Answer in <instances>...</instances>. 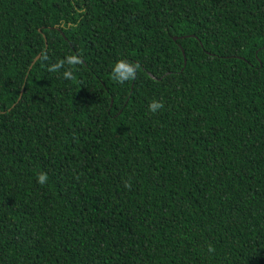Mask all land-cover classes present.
<instances>
[{"label": "trees", "instance_id": "1", "mask_svg": "<svg viewBox=\"0 0 264 264\" xmlns=\"http://www.w3.org/2000/svg\"><path fill=\"white\" fill-rule=\"evenodd\" d=\"M0 264H264V0H0Z\"/></svg>", "mask_w": 264, "mask_h": 264}, {"label": "clouds", "instance_id": "2", "mask_svg": "<svg viewBox=\"0 0 264 264\" xmlns=\"http://www.w3.org/2000/svg\"><path fill=\"white\" fill-rule=\"evenodd\" d=\"M80 63L79 57L77 55H67L63 60H57L55 63L49 65V71L58 72L61 68H63V72L61 75L65 79H72L73 72L71 67ZM68 65L69 67H64ZM137 66L127 62L124 59H118L111 67V75L112 79L117 83H123L126 80H131L135 76ZM161 105L158 101H153L149 104V109L151 111H155L160 108ZM45 179L44 175H40L38 180L42 182Z\"/></svg>", "mask_w": 264, "mask_h": 264}, {"label": "water", "instance_id": "3", "mask_svg": "<svg viewBox=\"0 0 264 264\" xmlns=\"http://www.w3.org/2000/svg\"><path fill=\"white\" fill-rule=\"evenodd\" d=\"M174 39L176 40L177 37L175 36ZM182 52H183V55H184V64H186V56H185V54H184V50H183V49H182ZM40 54H41V53H40ZM40 54L37 55V57L35 58V60L38 59V57L40 56ZM35 60H34V61H35Z\"/></svg>", "mask_w": 264, "mask_h": 264}]
</instances>
